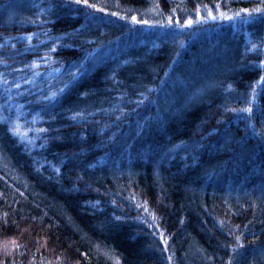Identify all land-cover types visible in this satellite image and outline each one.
<instances>
[{"label": "trees", "instance_id": "1", "mask_svg": "<svg viewBox=\"0 0 264 264\" xmlns=\"http://www.w3.org/2000/svg\"><path fill=\"white\" fill-rule=\"evenodd\" d=\"M262 19L264 0H0V264H264ZM224 33L218 83L198 64L192 101L172 95Z\"/></svg>", "mask_w": 264, "mask_h": 264}, {"label": "rangeland", "instance_id": "2", "mask_svg": "<svg viewBox=\"0 0 264 264\" xmlns=\"http://www.w3.org/2000/svg\"><path fill=\"white\" fill-rule=\"evenodd\" d=\"M263 22H264V19L257 22L255 25L261 26ZM253 24L254 22L250 23L249 25L252 26ZM209 36H210L209 33L202 34L203 43H206L207 39L210 38ZM176 37L172 41L178 40L176 39ZM139 40L148 41L150 39L139 36ZM237 45H238V42L233 41L231 35H227L225 33L222 35L221 39L215 42L213 45H209V44H205V46L202 45L199 51L196 53L195 58L191 60L192 63L188 67L187 71L185 70L186 72L184 71L183 74H178L173 79L172 85L170 88V93L173 95V93H176L175 90L179 88V92L181 93L184 92V95L186 96V98L184 99V102L189 103L190 101H192L193 96H190L188 93L190 91L192 83L194 82V80L191 78L193 73L196 72L194 67L197 66L198 64L200 67L203 68L204 77H210L211 82H214V84H217L218 80L216 79L218 75L213 74V73H222V71H224L226 64L227 66H230L227 62V57L229 55L228 58L230 59L236 55ZM108 57L109 56H107L106 58ZM215 65L218 66V72L213 70V68H215L214 67ZM227 66H226V70L229 69ZM211 71L213 73H211Z\"/></svg>", "mask_w": 264, "mask_h": 264}, {"label": "snow or ice", "instance_id": "3", "mask_svg": "<svg viewBox=\"0 0 264 264\" xmlns=\"http://www.w3.org/2000/svg\"><path fill=\"white\" fill-rule=\"evenodd\" d=\"M83 2L85 5L88 4V0H76V3H81ZM91 6V5H88ZM133 19L135 20V17H133ZM189 23H191V21H189ZM262 80H264V77H261ZM245 111H250V109H245Z\"/></svg>", "mask_w": 264, "mask_h": 264}]
</instances>
